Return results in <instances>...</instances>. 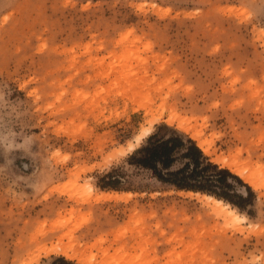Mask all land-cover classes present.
I'll return each instance as SVG.
<instances>
[{
    "label": "rangeland",
    "instance_id": "rangeland-1",
    "mask_svg": "<svg viewBox=\"0 0 264 264\" xmlns=\"http://www.w3.org/2000/svg\"><path fill=\"white\" fill-rule=\"evenodd\" d=\"M161 125L249 168L254 183L225 167L243 209L129 163ZM61 224L110 246L94 264H264V0H0V264L34 260ZM57 257L82 264H34Z\"/></svg>",
    "mask_w": 264,
    "mask_h": 264
},
{
    "label": "trees",
    "instance_id": "trees-1",
    "mask_svg": "<svg viewBox=\"0 0 264 264\" xmlns=\"http://www.w3.org/2000/svg\"><path fill=\"white\" fill-rule=\"evenodd\" d=\"M189 137L166 125L152 131L129 156V163L148 170L154 178L176 190H191L213 195L243 209L252 192L245 184L242 195L236 184L242 181L230 169L219 167L203 154ZM101 188L119 189L120 177L107 172L101 177ZM48 264H76L57 257Z\"/></svg>",
    "mask_w": 264,
    "mask_h": 264
},
{
    "label": "bare ground",
    "instance_id": "bare-ground-1",
    "mask_svg": "<svg viewBox=\"0 0 264 264\" xmlns=\"http://www.w3.org/2000/svg\"><path fill=\"white\" fill-rule=\"evenodd\" d=\"M175 120H176V113H174V111H172L171 115L167 121L170 123H173ZM187 126L185 125V123L183 121L180 120V124H179L180 128L185 129L186 131H189L191 127L188 128ZM149 133H150V130H148L147 128H143L141 133L140 134L138 133L137 139L142 140ZM192 133H193L192 136L194 138H197V139L201 138L199 131L198 132L193 131ZM198 145L204 150V152H206V154H210L211 150H210V145L208 142L201 141V142H199ZM130 148L134 149L135 146L131 145ZM216 161L221 163L222 166H224V167H229L230 169H232L233 172H235L236 174H238L242 178L244 177V180L246 179L248 182L250 181V182L254 183V176L255 175L251 174V173L249 174V172H248L249 168L247 170V167H244V166L242 167V165L239 164L237 161L229 162L225 158H217ZM189 193L191 195L193 194V192H191V191ZM195 194L198 196H202L203 200H205L209 204H213L214 206L220 205L219 207L225 206V207L229 208L228 215L230 217L233 215V213H235V209L233 207H231L230 204L225 203L222 199H218L215 196L210 195V194L201 195L200 192H197ZM131 196H132V193H120L117 191H113V192L101 191V192H98L96 194L95 198L97 201L111 200V199H113V200H128V199H130ZM228 215H226V216H228ZM229 216H228V218L230 219ZM232 218H234L235 220H241V221L246 220L245 216H235ZM66 228H67L66 224H61V225H59V227L57 229L53 230V232L51 234H48V235L46 234L44 236V240H46V243L40 247L39 253L36 254V258L34 260L31 259L30 261L26 260L27 262H25V264H34L35 261L39 260V257L42 254H45V255L59 254V255L65 256L68 259L77 260L78 262H80L82 264H94V262L96 261L95 260L96 254H94L95 256H93V257H92V255H90L88 257L85 254L87 250H93V249H99V252H102L103 257L105 258V262L107 261L106 259H108V260L112 259L110 257V254H111L110 249L111 248H110V246H108L106 248H105V246H102L104 244V243H102L103 241H96V242L91 243V244L86 243V242L83 243L82 241L77 240V237L75 235L76 228H72V229L71 228L66 229ZM87 237H88V235H85V234L82 235V239H84V240ZM33 258H34V256H33ZM113 258H114V256H113ZM102 260H103V258H101V263L104 261V260L103 261ZM103 264H106V263H103Z\"/></svg>",
    "mask_w": 264,
    "mask_h": 264
}]
</instances>
